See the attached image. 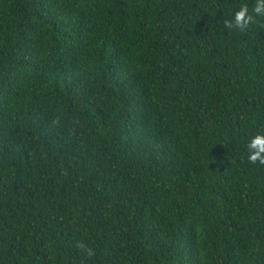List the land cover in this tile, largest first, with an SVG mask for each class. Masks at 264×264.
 I'll return each instance as SVG.
<instances>
[{
	"label": "trees",
	"instance_id": "16d2710c",
	"mask_svg": "<svg viewBox=\"0 0 264 264\" xmlns=\"http://www.w3.org/2000/svg\"><path fill=\"white\" fill-rule=\"evenodd\" d=\"M255 2L0 0V264H264Z\"/></svg>",
	"mask_w": 264,
	"mask_h": 264
},
{
	"label": "clouds",
	"instance_id": "9594fccd",
	"mask_svg": "<svg viewBox=\"0 0 264 264\" xmlns=\"http://www.w3.org/2000/svg\"><path fill=\"white\" fill-rule=\"evenodd\" d=\"M264 16V0H256L250 12L247 4H242L239 10L235 11L234 16L231 19H225L223 21L224 26L228 29H238L241 32L245 31L249 25L256 23V17ZM249 152V163L255 164L259 162L264 165V133H257L251 138L247 145ZM77 249L85 252L89 258L94 256V250L88 247L83 242H76L74 245Z\"/></svg>",
	"mask_w": 264,
	"mask_h": 264
}]
</instances>
